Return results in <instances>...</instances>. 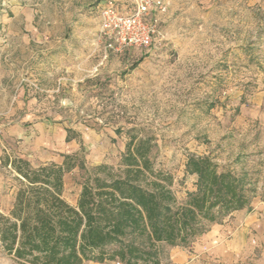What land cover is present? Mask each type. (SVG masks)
I'll return each mask as SVG.
<instances>
[{"label": "rangeland", "instance_id": "obj_1", "mask_svg": "<svg viewBox=\"0 0 264 264\" xmlns=\"http://www.w3.org/2000/svg\"><path fill=\"white\" fill-rule=\"evenodd\" d=\"M117 1L123 11L133 7V0ZM101 2L0 0V53L10 54L0 71V112L19 96L17 113L0 116V211L9 214L19 188L11 169L1 166L4 151L34 167L77 155L63 193L75 206L94 168L107 165L118 174L136 136L152 142L153 167L173 178L179 204L196 189V177L186 174L192 155L209 157L243 180L251 199L245 216L233 213L189 247L160 244L161 264H264V0H166L155 48L106 59ZM16 4L37 10L33 32L20 25L19 36L10 34ZM32 34L41 39L28 44L24 38ZM64 37L67 48L59 41ZM86 38L96 40L88 60ZM79 61L98 69L73 85L66 66ZM240 219L251 226L247 241L242 252L229 254L220 245ZM0 264H17L1 244Z\"/></svg>", "mask_w": 264, "mask_h": 264}, {"label": "trees", "instance_id": "obj_2", "mask_svg": "<svg viewBox=\"0 0 264 264\" xmlns=\"http://www.w3.org/2000/svg\"><path fill=\"white\" fill-rule=\"evenodd\" d=\"M152 148L150 140L133 136L118 174L107 165L94 168L75 206L63 193L77 155L34 167L4 151L1 166L11 169L19 188L9 214L0 211L3 252L17 264H161L160 244L189 247L212 225L251 209L243 180L195 155L186 174L196 177V189L179 204L173 178L153 167ZM132 236L143 245L129 241Z\"/></svg>", "mask_w": 264, "mask_h": 264}, {"label": "built area", "instance_id": "obj_3", "mask_svg": "<svg viewBox=\"0 0 264 264\" xmlns=\"http://www.w3.org/2000/svg\"><path fill=\"white\" fill-rule=\"evenodd\" d=\"M118 3H100V38L105 43V59L109 52L122 54L131 49L155 48L163 38L161 23L168 12L166 0H133L128 12Z\"/></svg>", "mask_w": 264, "mask_h": 264}, {"label": "crops", "instance_id": "obj_4", "mask_svg": "<svg viewBox=\"0 0 264 264\" xmlns=\"http://www.w3.org/2000/svg\"><path fill=\"white\" fill-rule=\"evenodd\" d=\"M255 1L261 2L262 0H255ZM64 2L67 4L86 5V4H95L96 2H98V0H64ZM211 7L212 6H208V9ZM11 11L15 15L13 17V19L10 20L11 24H13L15 26L14 31L10 32L11 35H14V36L20 35V31L16 29V26H20V25L21 26L23 25L24 31L33 32V30L36 29L35 18H36L37 10H35L31 7H26V6L16 4V5H13V7L11 8ZM43 35H44V39L46 41H49L51 39V36H46V34H43ZM73 37L76 40V37H78V36L74 35ZM39 39H41L39 34H32L30 36H27V38H24V40L28 44H30V42H36ZM78 39H80V38H78ZM59 41L64 42L65 44H63V46H65L67 48V46H66L67 42H66L65 37L60 39ZM82 41L83 40H76L75 42L81 43ZM86 42L89 43V48H90L89 52H88V56L86 58L88 60V59L94 57V52H93V49L91 47L94 45L96 40L91 39V38H86ZM59 48H62V46H60ZM29 53L31 54L33 52L29 51ZM109 54L113 55V52H109ZM108 55H107V57H108ZM9 56H10V54L9 55H3V53H0V71H1V68H3V65L5 66L4 63L7 62V58ZM104 56H105V52H104ZM19 57L20 56H17V58H19ZM81 57H85V56L84 55L83 56L82 55L76 56V58L80 59V60H81ZM31 59H34V53L31 55ZM33 67H34V65L31 63V69H34ZM62 67H65V65ZM97 69H98V66L91 69L90 66L86 65L85 61H83V62L79 61L75 64L73 62L71 67L66 66V72L69 74L71 73L70 79H66V81L73 83V85L76 83H80V82L85 81L86 79L90 78L94 74V72H97ZM50 73L51 72H49V74ZM0 85H2L1 82H0ZM15 103H19V96L16 97L14 100H12V103L10 104L9 111L8 112H0V116L5 117V118H10V116H12L13 114H16L17 113V107L14 106ZM246 211H248V210H242L239 212H235V214L241 213L242 215L245 216ZM237 224H238V226L234 227V230L232 231V238L229 240H226V242H227L226 245L223 243H221V245H220V246H222L223 249H225V251H227V253L235 254V255L239 254L240 252H242L244 250V247H245V244L247 241V234H248L250 227H251L248 224L247 220L243 221L240 219V221ZM214 227H222V226H220V225L213 226L212 229H214ZM88 263L90 264L93 262H88ZM96 264H100V263H96ZM103 264H106V263H103Z\"/></svg>", "mask_w": 264, "mask_h": 264}]
</instances>
